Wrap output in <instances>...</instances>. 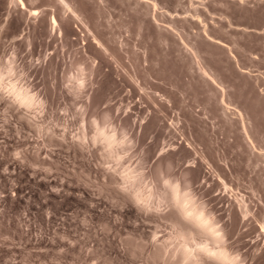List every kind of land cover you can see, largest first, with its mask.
<instances>
[{"label": "rangeland", "instance_id": "obj_1", "mask_svg": "<svg viewBox=\"0 0 264 264\" xmlns=\"http://www.w3.org/2000/svg\"><path fill=\"white\" fill-rule=\"evenodd\" d=\"M23 2L0 0V264H264V0Z\"/></svg>", "mask_w": 264, "mask_h": 264}, {"label": "bare ground", "instance_id": "obj_2", "mask_svg": "<svg viewBox=\"0 0 264 264\" xmlns=\"http://www.w3.org/2000/svg\"><path fill=\"white\" fill-rule=\"evenodd\" d=\"M20 1H21L22 4H24L23 0H20ZM53 23L54 24L56 23V19H54V22ZM21 95H22V97H21L22 100H24L27 104H32L33 100H32V98H30V96L28 94H26V93L25 94H22L21 93ZM102 134L105 135V138L108 140V143L110 145H112V144H114L116 142V140L112 139V137L108 133L103 132ZM136 197L140 201H141V199H144L145 201L147 200L145 197H143L142 195H139V194ZM181 210H182L184 216H186L187 218H189L192 221H194L195 223H197V225L199 224L201 227H204L207 231L211 232L210 231L211 226H209L207 224L206 219H205V217L202 214H200L199 212H192L190 210V208H188L185 205H182L181 206ZM208 252L212 256L216 257L217 260H220V259L221 260H224V261L229 260V258L226 256V254L223 251H221V250L216 251V250L208 249Z\"/></svg>", "mask_w": 264, "mask_h": 264}]
</instances>
